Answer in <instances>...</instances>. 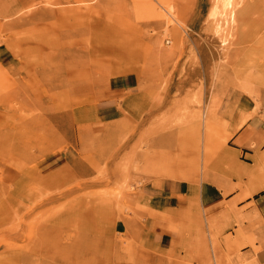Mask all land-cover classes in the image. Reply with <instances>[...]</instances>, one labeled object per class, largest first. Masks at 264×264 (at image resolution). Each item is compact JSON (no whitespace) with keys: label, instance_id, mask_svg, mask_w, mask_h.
<instances>
[{"label":"rangeland","instance_id":"1","mask_svg":"<svg viewBox=\"0 0 264 264\" xmlns=\"http://www.w3.org/2000/svg\"><path fill=\"white\" fill-rule=\"evenodd\" d=\"M217 1L0 0V264H165L145 184L213 178L264 107V0Z\"/></svg>","mask_w":264,"mask_h":264},{"label":"crops","instance_id":"2","mask_svg":"<svg viewBox=\"0 0 264 264\" xmlns=\"http://www.w3.org/2000/svg\"><path fill=\"white\" fill-rule=\"evenodd\" d=\"M112 89L95 102L101 121L118 110V88ZM237 126L224 148L229 166L213 178L171 175L145 184V193L180 223V232L156 227L144 237L150 249L164 244L165 264H264V107ZM148 262L162 259L150 254Z\"/></svg>","mask_w":264,"mask_h":264},{"label":"bare ground","instance_id":"3","mask_svg":"<svg viewBox=\"0 0 264 264\" xmlns=\"http://www.w3.org/2000/svg\"><path fill=\"white\" fill-rule=\"evenodd\" d=\"M230 1L231 0H221V2H222V5L226 8V7H228V6H230ZM219 2H220V0H218L217 1V4H215V7H212L213 9H212V11H211V15H217L218 13V4H219ZM220 2V3H221ZM232 3V2H231ZM232 6V5H231ZM230 8V7H229ZM221 9V8H220ZM219 9V10H220ZM226 11V10H225ZM220 13V12H219ZM223 14V13H222ZM221 14V15H222ZM223 18V17H222ZM224 20V19H223ZM207 136V135H206ZM207 138V137H206ZM206 138H205V141H206ZM206 142H208V140L206 141Z\"/></svg>","mask_w":264,"mask_h":264}]
</instances>
